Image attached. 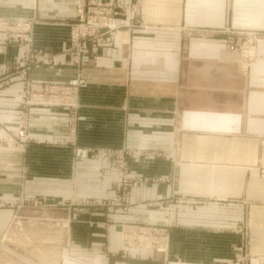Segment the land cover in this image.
Listing matches in <instances>:
<instances>
[{"label":"crops","instance_id":"1","mask_svg":"<svg viewBox=\"0 0 264 264\" xmlns=\"http://www.w3.org/2000/svg\"><path fill=\"white\" fill-rule=\"evenodd\" d=\"M96 1L125 26L76 65L79 0H0L33 24L0 63L30 50L31 79L88 81L76 106L26 108L24 68L0 75V264L30 237L60 239V264H264V0ZM128 225H166L167 251L124 250Z\"/></svg>","mask_w":264,"mask_h":264},{"label":"built area","instance_id":"2","mask_svg":"<svg viewBox=\"0 0 264 264\" xmlns=\"http://www.w3.org/2000/svg\"><path fill=\"white\" fill-rule=\"evenodd\" d=\"M80 7L78 10L77 20L72 23L70 30L69 45L65 49L66 52L72 53V61L76 65H84L89 56V52H93L98 48V38L103 37L112 31L118 32L120 27L125 24L119 22V11L115 10V5L111 2H103L96 0H79ZM33 24L31 21L9 20L0 18V54H6L10 44L19 42H28L29 34ZM34 56L30 50H27L25 60L9 65L6 62L0 63V75H7L10 70L24 68L27 76L30 73V61ZM31 62V63H32ZM26 96L22 99L25 107L34 104L57 105V106H76L79 91L88 85L85 77L77 74L65 81L56 83L37 82L27 76ZM28 109L21 112L25 117ZM22 113H25L23 116ZM26 118V117H25ZM26 119H21L18 136L24 137L25 141L30 138L25 134ZM93 149L88 147H77L75 154L79 158H86L93 155ZM104 155L111 157L114 152L110 149L102 151ZM123 159L120 162V170H125L127 163ZM131 178L124 173L118 188L126 189L130 185ZM168 229L165 227L128 225L123 230L124 250H133L139 248L154 249L158 252H166L168 248Z\"/></svg>","mask_w":264,"mask_h":264},{"label":"rangeland","instance_id":"3","mask_svg":"<svg viewBox=\"0 0 264 264\" xmlns=\"http://www.w3.org/2000/svg\"><path fill=\"white\" fill-rule=\"evenodd\" d=\"M19 129H21V127H19ZM19 129L17 130V134L19 133ZM70 130L72 131V129L70 128ZM70 135H72V133H70ZM72 136H70V141H72ZM6 145H8L7 142H5ZM110 151L114 152L116 154V151L115 149H111L109 148ZM130 159L131 157L134 156V153H128ZM116 159H117V166L120 168V162L119 161H122L123 159L117 157V154H116ZM126 163L129 162V159H126L125 160ZM124 176H127V173L125 172L124 173ZM55 208H53L54 210ZM32 213H39V208L37 207H34L32 208ZM34 216V215H33ZM50 223V222H49ZM175 223V222H174ZM143 226H150V225H143ZM155 226H158V225H155ZM158 227H165L167 228V226H158ZM60 239H55V238H47L45 239V241L47 242L46 245H41L39 239L37 238H33V237H30V238H16L15 239V243L18 246L20 247H23L25 248L26 250H28L29 254H18L17 257L19 258H22L24 260H22L23 262H26V264H60V256L61 254L56 250L58 247L56 243H58ZM8 241V238H4L3 240H0L1 243H4L8 248L9 246L7 245V242ZM42 241H44V239H42ZM60 243V242H59ZM58 243V244H59ZM1 249H4L2 247H0ZM5 249V250H8ZM17 252L20 253L19 250H16ZM37 257H41L40 259H38ZM44 259V260H43Z\"/></svg>","mask_w":264,"mask_h":264},{"label":"bare ground","instance_id":"4","mask_svg":"<svg viewBox=\"0 0 264 264\" xmlns=\"http://www.w3.org/2000/svg\"><path fill=\"white\" fill-rule=\"evenodd\" d=\"M0 247L7 249L8 247L4 243H0Z\"/></svg>","mask_w":264,"mask_h":264}]
</instances>
